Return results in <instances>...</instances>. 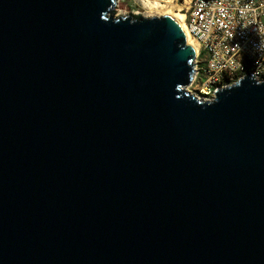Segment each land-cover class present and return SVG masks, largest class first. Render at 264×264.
<instances>
[{
	"label": "water",
	"instance_id": "water-1",
	"mask_svg": "<svg viewBox=\"0 0 264 264\" xmlns=\"http://www.w3.org/2000/svg\"><path fill=\"white\" fill-rule=\"evenodd\" d=\"M111 6L0 0V264H264V81Z\"/></svg>",
	"mask_w": 264,
	"mask_h": 264
},
{
	"label": "built area",
	"instance_id": "built-area-1",
	"mask_svg": "<svg viewBox=\"0 0 264 264\" xmlns=\"http://www.w3.org/2000/svg\"><path fill=\"white\" fill-rule=\"evenodd\" d=\"M184 25L196 45L190 94L211 101L239 77L264 81V0H191Z\"/></svg>",
	"mask_w": 264,
	"mask_h": 264
},
{
	"label": "rangeland",
	"instance_id": "rangeland-1",
	"mask_svg": "<svg viewBox=\"0 0 264 264\" xmlns=\"http://www.w3.org/2000/svg\"><path fill=\"white\" fill-rule=\"evenodd\" d=\"M190 1L191 0H161L159 9L149 10L144 5L143 0H112L110 14L116 17L133 16L134 18H145L144 16H147V18H152L167 16L178 19L180 14H186ZM184 21L185 18L180 22L184 25Z\"/></svg>",
	"mask_w": 264,
	"mask_h": 264
},
{
	"label": "bare ground",
	"instance_id": "bare-ground-1",
	"mask_svg": "<svg viewBox=\"0 0 264 264\" xmlns=\"http://www.w3.org/2000/svg\"><path fill=\"white\" fill-rule=\"evenodd\" d=\"M160 1L161 0H143V3L149 10H156V9L160 8V5H159ZM144 17L147 18V16H144ZM184 18H185V15L180 14L178 19H174V18H172V19L181 27L182 31L185 34L187 45H189L192 48V50H193V52L195 54L196 53V46H195L193 40L191 39V37L188 36L187 31L185 29V25H183L180 22Z\"/></svg>",
	"mask_w": 264,
	"mask_h": 264
},
{
	"label": "flooded vegetation",
	"instance_id": "flooded-vegetation-1",
	"mask_svg": "<svg viewBox=\"0 0 264 264\" xmlns=\"http://www.w3.org/2000/svg\"><path fill=\"white\" fill-rule=\"evenodd\" d=\"M246 77H250V76L248 75V76H245V77H242V78L239 77V78L233 80L230 84H231V85L237 84V83H239L241 80H243V79L246 78ZM250 78H251V77H250Z\"/></svg>",
	"mask_w": 264,
	"mask_h": 264
}]
</instances>
